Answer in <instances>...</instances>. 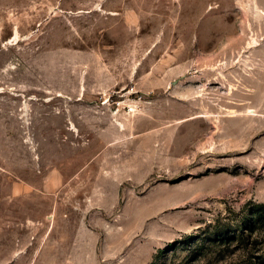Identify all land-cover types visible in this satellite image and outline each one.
<instances>
[{
	"label": "rangeland",
	"instance_id": "obj_1",
	"mask_svg": "<svg viewBox=\"0 0 264 264\" xmlns=\"http://www.w3.org/2000/svg\"><path fill=\"white\" fill-rule=\"evenodd\" d=\"M260 203L264 0H0V264H264Z\"/></svg>",
	"mask_w": 264,
	"mask_h": 264
},
{
	"label": "trees",
	"instance_id": "obj_2",
	"mask_svg": "<svg viewBox=\"0 0 264 264\" xmlns=\"http://www.w3.org/2000/svg\"><path fill=\"white\" fill-rule=\"evenodd\" d=\"M256 209L253 210V212H250L251 216H250V218H248V220L245 221L246 225L244 226V223H242L243 225H241V227H242L243 230L241 229L242 232H240V233H245L246 232V230H245L246 226H247L246 229H250L251 232L255 231L256 224H257V223H255L256 222L255 218L260 219L261 221H264V203H260L258 205V208H256Z\"/></svg>",
	"mask_w": 264,
	"mask_h": 264
}]
</instances>
